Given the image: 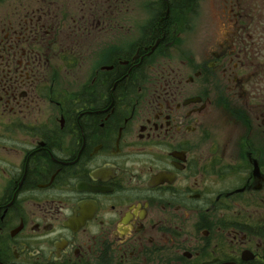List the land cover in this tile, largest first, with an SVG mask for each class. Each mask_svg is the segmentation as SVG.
<instances>
[{
    "label": "flooded vegetation",
    "instance_id": "af4514ba",
    "mask_svg": "<svg viewBox=\"0 0 264 264\" xmlns=\"http://www.w3.org/2000/svg\"><path fill=\"white\" fill-rule=\"evenodd\" d=\"M197 1L0 0V264H264V0L196 53Z\"/></svg>",
    "mask_w": 264,
    "mask_h": 264
},
{
    "label": "rangeland",
    "instance_id": "374dc122",
    "mask_svg": "<svg viewBox=\"0 0 264 264\" xmlns=\"http://www.w3.org/2000/svg\"><path fill=\"white\" fill-rule=\"evenodd\" d=\"M51 2L54 8L66 7L67 13L72 18L75 17L76 12L78 13V8H82L81 12L86 19L98 17L114 20L115 39L120 41L137 35L143 21L155 18L151 4L159 0H51ZM220 9V0L197 1L195 13L189 17L192 22L187 40L191 51L205 52L215 47L216 39L224 33L223 27L220 26L222 22ZM119 24H124V27ZM104 36L107 37L106 33Z\"/></svg>",
    "mask_w": 264,
    "mask_h": 264
},
{
    "label": "trees",
    "instance_id": "16d2710c",
    "mask_svg": "<svg viewBox=\"0 0 264 264\" xmlns=\"http://www.w3.org/2000/svg\"><path fill=\"white\" fill-rule=\"evenodd\" d=\"M161 3L186 4L193 3V0H161Z\"/></svg>",
    "mask_w": 264,
    "mask_h": 264
}]
</instances>
